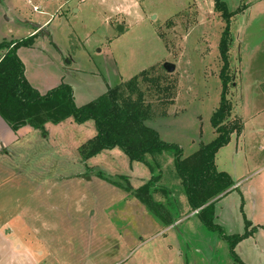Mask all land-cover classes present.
Returning <instances> with one entry per match:
<instances>
[{"label":"rangeland","instance_id":"1","mask_svg":"<svg viewBox=\"0 0 264 264\" xmlns=\"http://www.w3.org/2000/svg\"><path fill=\"white\" fill-rule=\"evenodd\" d=\"M39 1L0 0V41L34 34L30 49L20 51L29 73L39 78L60 68L76 105L137 76L150 107L146 125L178 145L182 158L215 137L210 116L221 97L218 44L225 22L213 0L196 6L193 0H141L129 13L110 8L109 0ZM225 2L232 13L227 122L239 131L214 163L242 184L240 190L248 186L247 213L264 223V196L250 190L264 187V0ZM44 22L46 32L34 30ZM31 130L10 147L12 155L0 156V229L26 238L20 232L26 221L27 240L45 264L232 263L227 241L187 213L173 152L161 150L145 164L116 146L84 160L77 148L94 134L91 121L47 124L41 137ZM123 176L134 189L147 178V198L107 181L126 185ZM151 195L161 207L149 202ZM234 201L239 206L236 190L215 203V221L226 234L241 235L245 220L241 213L235 217ZM234 250L244 264H264V233L240 240Z\"/></svg>","mask_w":264,"mask_h":264},{"label":"trees","instance_id":"2","mask_svg":"<svg viewBox=\"0 0 264 264\" xmlns=\"http://www.w3.org/2000/svg\"><path fill=\"white\" fill-rule=\"evenodd\" d=\"M213 5L214 11L225 22L218 44L221 97L210 116L215 137L202 144L191 156L182 158L178 145L161 140L157 131L146 125L150 107L144 104L137 76L109 87L104 93L82 105L75 104L72 87L63 82L40 94L26 79L24 64L17 54L19 47L32 45L34 34L20 40L0 41V48L5 49L0 59V117L13 131L27 126L42 134H45L47 124L59 125L66 120L79 124L91 121L94 134L77 148L79 156L84 160L116 146L121 148L130 161L145 164L148 156L155 160L161 150L173 152L175 169L181 178L189 211H195L202 225L210 231L218 232L227 241L231 264H244L234 248L240 240L250 236L254 228L248 230L250 223L245 220L246 229L243 234L227 235L214 222V203L233 185L232 178L216 168L214 157L239 129L236 124L227 122L231 105L225 94L229 80L228 52L232 13L227 10L225 0H213ZM140 73H145V70ZM123 179L127 181L125 176ZM107 181L137 197L147 198L146 188L150 181L136 189L128 181L126 185L113 180ZM149 202L155 208L161 207L160 204H155L152 195L149 196Z\"/></svg>","mask_w":264,"mask_h":264},{"label":"crops","instance_id":"3","mask_svg":"<svg viewBox=\"0 0 264 264\" xmlns=\"http://www.w3.org/2000/svg\"><path fill=\"white\" fill-rule=\"evenodd\" d=\"M51 1H53V0H45L44 4L46 6H49ZM54 1H56V0H54ZM37 2H40V1L37 0ZM37 2L36 3L30 2V3L33 4L32 7L33 6L40 7L37 4ZM193 2L195 3V6H196L197 2H202V1L201 0H193ZM141 3H142L141 0H116L114 2H112V0H109L110 8H113L116 10L118 9L117 11H121V12L123 11L124 13L136 11V9H138V6L139 7L141 6ZM105 5L107 6V2ZM198 5H199V3H198ZM46 22H44L41 25H45ZM30 47L31 46L25 48V46H21L17 49V54L21 60H22V58H21L20 51L22 49H30ZM4 52H5V49L0 48V59L3 56ZM24 69H25L24 73H25L26 79L28 80L30 85L33 88H35L40 94H44L47 90H49L50 88H52V87L56 86L57 84H59L60 82H62V74H61L62 72H61L60 68H58L56 71H51V72L50 71L49 72L44 71V73H43V71H41L39 73L41 75V77H39V78H37L33 73H29L26 65H24ZM70 122H72V121H70ZM29 130H31L29 127L24 126V127L19 128L17 131H13L7 125V123L0 117V156L12 155V154H10V151H11L10 147L19 138L23 137L26 134V132ZM34 131L37 132L38 136H40V137L42 136V133L39 132L38 130H34ZM20 134H22L21 137H20ZM236 137L238 138V136H236ZM263 139H264V137H263ZM262 148L263 147L260 148L261 149L260 151H261L263 158H264V149H262ZM147 180L148 179L145 177L142 178V184H145L147 182ZM241 185H239L233 181V185L228 189L227 193L225 195H223L222 197H220L217 201H219L223 197L226 198L227 196H231L233 194V191L236 190L237 196L241 201L239 202V206H238L237 201L236 202L234 201L235 204H234L233 209H235V217L237 218L238 214L241 213L242 216H244V220L249 221L250 225H249L248 229L250 230L251 228H254V230H253L252 234L250 236H248L247 238H254L258 233H260V232L264 233V223H258L259 221L258 222L253 221V219H251L250 215H248V213H247L248 203L244 199L245 198L244 194L248 193V186L245 185V187H243V190H240ZM250 190L252 191V194H254V195H257L260 193V195L262 194L264 196V187L261 186V183H258L257 185L251 186ZM258 191H259V193H258ZM215 203H214V215H215ZM263 206H264V204H263ZM227 208H228V206H226V209ZM189 212L193 213L195 211H188L187 213H189ZM193 215H195V213ZM183 217H185V216H183ZM215 218H216V215H215ZM215 218H214V222L219 225V223L215 221ZM30 219H32V218L27 217L25 220H30ZM174 220H173V222H174ZM176 220H177L176 221V223H177L178 221H181L182 219L180 218V219H176ZM221 222L225 226L226 222L224 221L223 217L221 218ZM173 226H174V224H173ZM23 228H24V231H20V232H24L25 234L24 233H22V234H23V237L26 236V238L19 237L21 235H15L14 232H12L11 230H6L4 232L0 229V264H45V260L43 258L44 255L42 254V252H40L38 254L37 253L38 248L33 247L32 244H29V242L27 240V239H29L31 231L29 228V224L26 221L23 222ZM222 229L224 230L223 227H222ZM244 232H245V230H244ZM232 234H234V233H232ZM232 234H227V235H232Z\"/></svg>","mask_w":264,"mask_h":264},{"label":"water","instance_id":"4","mask_svg":"<svg viewBox=\"0 0 264 264\" xmlns=\"http://www.w3.org/2000/svg\"><path fill=\"white\" fill-rule=\"evenodd\" d=\"M33 26L35 27V29L37 31L39 30H44V26L39 24V23H36V24H33ZM119 29H122L121 26H119ZM45 31V30H44ZM46 32V31H45ZM163 68L167 71V72H173L174 69H175V66L172 64V63H169V62H165L163 63Z\"/></svg>","mask_w":264,"mask_h":264},{"label":"built area","instance_id":"5","mask_svg":"<svg viewBox=\"0 0 264 264\" xmlns=\"http://www.w3.org/2000/svg\"><path fill=\"white\" fill-rule=\"evenodd\" d=\"M32 9H33V10H38L39 7H38V6H33Z\"/></svg>","mask_w":264,"mask_h":264}]
</instances>
